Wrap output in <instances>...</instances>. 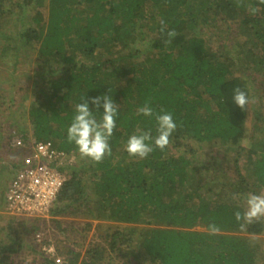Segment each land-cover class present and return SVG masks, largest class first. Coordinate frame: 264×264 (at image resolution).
<instances>
[{"label":"trees","instance_id":"16d2710c","mask_svg":"<svg viewBox=\"0 0 264 264\" xmlns=\"http://www.w3.org/2000/svg\"><path fill=\"white\" fill-rule=\"evenodd\" d=\"M249 5L258 11L251 13ZM161 19L177 32L169 45ZM9 25L14 32L3 30ZM0 31L9 41L6 53L14 51L12 63L22 47L36 57L33 99L16 116L27 115L31 138L49 140L58 151L76 156L60 168L69 178L49 215L56 221L81 217L88 228L98 221L103 231L104 242L84 253L68 249L66 264H104L108 256L121 257L124 264H264V222L241 231L234 216L244 210L247 193L264 192V4L0 0ZM237 86L256 98L246 111L233 102ZM12 89L0 93V113L15 115ZM109 89L119 105L112 155L95 162L67 141V128L83 97L90 101ZM146 100L155 112H171L177 129L163 151L155 148L140 159L129 156L125 144L137 128L157 135L155 116L136 114ZM4 123L0 146L6 144L10 153L12 124ZM17 134L30 140L27 131ZM3 156L0 207L2 188L16 170ZM213 222L219 234H209ZM4 230L0 264H14L19 229L8 223ZM39 264L57 263L42 255Z\"/></svg>","mask_w":264,"mask_h":264},{"label":"rangeland","instance_id":"374dc122","mask_svg":"<svg viewBox=\"0 0 264 264\" xmlns=\"http://www.w3.org/2000/svg\"><path fill=\"white\" fill-rule=\"evenodd\" d=\"M3 30L14 32V28L11 25ZM2 32L3 31H0V93L4 95L9 94L10 89L13 88L15 102L12 103V112H14L15 115H12L9 111L0 113V122L5 120L6 123L4 124L6 126L12 124L9 130L11 135L9 146L12 150L8 153L6 144L3 143V145L0 146V154L5 155V157L3 156V160L6 163L13 161V163L16 164L15 167H17L21 158L25 155L26 150H24L25 148L23 147H14L12 145V139L17 132L22 130L27 131V136L31 138V129L27 123V115L23 114L21 117H17L16 114L19 113L23 107L27 108L33 99L32 75L36 66V57L32 49L22 47L19 51L16 50L19 56H16V63L15 61L12 63L8 58L14 55V51L12 50L13 52L9 54L10 56L6 53V44L9 41ZM11 76H14V85L12 88H10ZM22 102L24 105L21 107L20 104H22ZM250 118L253 119L254 115H250ZM201 155L202 154L199 156ZM9 166L10 165H8V167ZM7 168H5L7 174H4L9 178L11 175L10 172L8 173ZM7 186L8 184L5 188H2L3 194H5ZM29 217H36L38 220L36 222L32 220L23 222L24 218L28 219ZM57 220L58 221L53 219L49 214L45 216L11 215L6 212L5 206L0 207V236H5L6 230H4V228L8 223H12L14 228L19 229L18 236L21 239V248L14 254V264H39L42 255L54 259L57 264H66V253L68 249L84 253L91 245L99 241L104 242L101 233L103 232L102 228L97 226V224H99L98 221H93V226L88 228L85 224V222H87L86 219L81 217L63 216L59 217ZM18 223H21V225L19 226ZM33 223H37L38 227H35ZM260 238L263 239L262 243L264 244V234L261 235ZM57 258L60 259V261H56ZM104 264L124 263L121 257L114 258V256H108Z\"/></svg>","mask_w":264,"mask_h":264},{"label":"clouds","instance_id":"9594fccd","mask_svg":"<svg viewBox=\"0 0 264 264\" xmlns=\"http://www.w3.org/2000/svg\"><path fill=\"white\" fill-rule=\"evenodd\" d=\"M237 6H241L243 0H236ZM264 4V0H259ZM249 11L255 14L258 8L248 6ZM160 31L166 33L167 39L164 40L165 45H169L172 39L177 35L175 29L169 30L164 20H160ZM233 102L242 110H247L251 104L256 102L254 96H250L248 91L237 86L233 90ZM90 103L95 105V110L90 107ZM102 116L97 119L95 113L101 112ZM119 105L113 99L111 90L100 96L92 97L91 100L82 98V102L75 105V114L67 128V141L74 143L82 158H90L95 162H101L105 156L112 155L110 139L113 136L117 125V117L119 115ZM137 115L148 117L155 116L157 121V135H152L151 129L142 130L137 128L130 135L125 150L129 156L140 159L147 158L155 148L163 151L170 143V137L177 129V122L173 118V114L161 108L159 112H155L151 106V101L146 100L143 106L136 111ZM239 198V194H234L233 199ZM244 210H237L234 213L235 219L239 224L241 231H246L247 226L255 222H264V192H249L244 197ZM208 231L210 235H216L221 229L214 222L209 224Z\"/></svg>","mask_w":264,"mask_h":264},{"label":"built area","instance_id":"2783aa9c","mask_svg":"<svg viewBox=\"0 0 264 264\" xmlns=\"http://www.w3.org/2000/svg\"><path fill=\"white\" fill-rule=\"evenodd\" d=\"M12 145L27 152L7 186L5 210L11 215L45 216L69 178L67 170L60 168L69 167L76 156L58 151L49 140L30 138L27 142L19 134L13 137Z\"/></svg>","mask_w":264,"mask_h":264}]
</instances>
